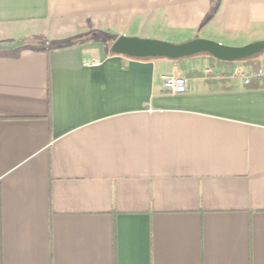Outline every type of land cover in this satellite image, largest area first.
Segmentation results:
<instances>
[{
	"label": "crops",
	"instance_id": "0c3cea01",
	"mask_svg": "<svg viewBox=\"0 0 264 264\" xmlns=\"http://www.w3.org/2000/svg\"><path fill=\"white\" fill-rule=\"evenodd\" d=\"M120 36L242 47L264 0H0V43H27L0 52V264H264V81L236 75L264 53L135 60Z\"/></svg>",
	"mask_w": 264,
	"mask_h": 264
},
{
	"label": "water",
	"instance_id": "95a60500",
	"mask_svg": "<svg viewBox=\"0 0 264 264\" xmlns=\"http://www.w3.org/2000/svg\"><path fill=\"white\" fill-rule=\"evenodd\" d=\"M26 44L21 41L0 43V52L11 51ZM109 53L135 60L179 61L196 56H208L218 62L237 63L263 54L264 41L253 42L242 47H229L198 38L173 44L120 36L111 44Z\"/></svg>",
	"mask_w": 264,
	"mask_h": 264
},
{
	"label": "built area",
	"instance_id": "2783aa9c",
	"mask_svg": "<svg viewBox=\"0 0 264 264\" xmlns=\"http://www.w3.org/2000/svg\"><path fill=\"white\" fill-rule=\"evenodd\" d=\"M206 77H211L210 70L205 71ZM244 86H250L253 82L264 81V67H252L248 70L242 68L236 71ZM164 92L170 95H179L186 91V80L180 74L170 72L163 77Z\"/></svg>",
	"mask_w": 264,
	"mask_h": 264
},
{
	"label": "trees",
	"instance_id": "16d2710c",
	"mask_svg": "<svg viewBox=\"0 0 264 264\" xmlns=\"http://www.w3.org/2000/svg\"><path fill=\"white\" fill-rule=\"evenodd\" d=\"M59 45H62V44H60V43H52V44H50V46L51 47H57V46H59ZM36 46H37V48L39 49V50H43V48H44V46L43 45H40V44H36ZM44 51H46V50H44ZM262 55V54H261ZM261 55H259V56H261ZM258 56V57H259ZM258 57H254V58H252V59H248V60H245V61H242V62H240V63H242V64H244V65H251V64H254L255 62H256V60L258 59ZM212 61H215L214 59H212L211 57H209ZM216 62H218V61H216ZM218 63H221V64H232V63H223V62H218Z\"/></svg>",
	"mask_w": 264,
	"mask_h": 264
},
{
	"label": "rangeland",
	"instance_id": "374dc122",
	"mask_svg": "<svg viewBox=\"0 0 264 264\" xmlns=\"http://www.w3.org/2000/svg\"><path fill=\"white\" fill-rule=\"evenodd\" d=\"M93 38H95V39H101V40L104 39V37H101V36L99 37V36H96V35Z\"/></svg>",
	"mask_w": 264,
	"mask_h": 264
}]
</instances>
